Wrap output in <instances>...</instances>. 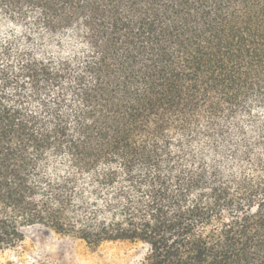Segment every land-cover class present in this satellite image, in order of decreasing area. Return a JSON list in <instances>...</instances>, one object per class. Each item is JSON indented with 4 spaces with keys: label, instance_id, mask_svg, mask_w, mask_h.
Instances as JSON below:
<instances>
[{
    "label": "trees",
    "instance_id": "obj_1",
    "mask_svg": "<svg viewBox=\"0 0 264 264\" xmlns=\"http://www.w3.org/2000/svg\"><path fill=\"white\" fill-rule=\"evenodd\" d=\"M35 226L264 264V0H0V252Z\"/></svg>",
    "mask_w": 264,
    "mask_h": 264
},
{
    "label": "rangeland",
    "instance_id": "obj_2",
    "mask_svg": "<svg viewBox=\"0 0 264 264\" xmlns=\"http://www.w3.org/2000/svg\"><path fill=\"white\" fill-rule=\"evenodd\" d=\"M147 253L138 242L90 246L82 240L35 226L16 248L0 252V264H140Z\"/></svg>",
    "mask_w": 264,
    "mask_h": 264
}]
</instances>
